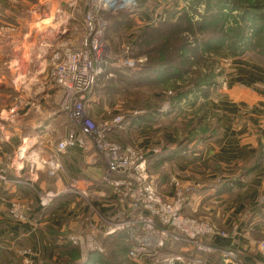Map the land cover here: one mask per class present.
I'll return each mask as SVG.
<instances>
[{
    "label": "crops",
    "instance_id": "1",
    "mask_svg": "<svg viewBox=\"0 0 264 264\" xmlns=\"http://www.w3.org/2000/svg\"><path fill=\"white\" fill-rule=\"evenodd\" d=\"M75 2L11 0L13 5H8V1L0 0V15L6 14L15 22L13 25L17 24L16 32L21 27L23 30L22 37L11 42L9 62L0 56V77H10H6L11 82L8 90L12 88L15 95H32L22 97L24 104L11 116L14 100L8 92L13 91L0 89V161L11 163L9 178H29L39 189L60 191L76 177L79 188L89 197V203H85L76 195L63 194L41 209L36 196L23 191L20 198L30 208L29 218L18 222L8 216L17 185L0 182V264H21L24 250L36 264H86L79 250L63 245L60 237L81 228L88 219L101 223V218L114 217L119 209L110 187L101 182L104 165L96 155L78 147L57 148L66 133L67 118L53 113L54 88L45 86L49 80L48 58L55 44L69 36L71 23L79 19L71 16ZM16 3L21 6L18 10L25 6L31 12L29 19L15 14ZM146 14L136 12L130 17L139 24L148 19ZM124 31L133 36L135 26L126 25ZM230 63L235 69L247 66L235 58ZM239 69L228 72L216 94L207 99L217 115L216 129L208 137L194 138L186 151H174L177 137L168 130L165 120L128 128L125 123V130L114 134L122 144L128 143L123 140L125 134L133 136L129 143L143 151L146 161L150 159L152 181L163 197L171 199L178 186L191 188V193H185L183 212L228 230V236L215 238V244L236 252L245 264H264L260 249L264 241V68L249 65ZM14 78H20L19 83L15 84ZM89 108L97 121L112 110L99 106L93 97ZM17 150L21 158L16 156ZM255 161L259 163L251 167ZM90 211L95 215L89 217ZM100 237H109L105 246L110 250L106 261L94 264H124L120 255L129 251L130 234L117 231ZM144 259L131 258L127 264H146ZM205 262L226 264L213 257Z\"/></svg>",
    "mask_w": 264,
    "mask_h": 264
},
{
    "label": "built area",
    "instance_id": "2",
    "mask_svg": "<svg viewBox=\"0 0 264 264\" xmlns=\"http://www.w3.org/2000/svg\"><path fill=\"white\" fill-rule=\"evenodd\" d=\"M135 7V0H84L80 26H73L69 36L59 40L49 54L48 78L54 88L53 113H62L67 118V130L57 148L62 151L78 147L96 155L104 165L101 182L111 188V195L119 208L114 217L101 218V223L88 219L84 226L67 234V241L78 248L82 258H86L91 252H103L99 236L127 231L131 258L156 260L163 264H204L202 256L213 257L220 252L226 263L245 264L236 252L215 244V238L228 235L217 232L206 221L183 214L185 193L190 187H180L176 189L174 199L164 200L155 190L147 173L146 159L139 150L109 136L121 127L120 117L98 127L90 114L88 95L96 80L107 74L111 60L104 37L106 20L102 14L123 9L132 11ZM0 29L13 31L16 26L13 23L6 26L0 21ZM23 104L22 97L14 98L10 115L14 116L16 108ZM21 154L17 150L18 158L22 157ZM10 168L11 163L0 161V182L17 185L8 209V216L14 221L25 222L29 218L30 208L20 198L23 191L34 194L41 209L63 194L76 195L89 203V197L79 188L76 177L67 181L60 191L44 190L37 188L29 178H9L7 171ZM94 215L95 212L90 211L89 217ZM175 245L192 253L179 252ZM260 249L264 256V241L260 242ZM20 256L21 264H36L28 250L21 251Z\"/></svg>",
    "mask_w": 264,
    "mask_h": 264
},
{
    "label": "rangeland",
    "instance_id": "3",
    "mask_svg": "<svg viewBox=\"0 0 264 264\" xmlns=\"http://www.w3.org/2000/svg\"><path fill=\"white\" fill-rule=\"evenodd\" d=\"M6 1H8V5H13L11 3V0H6ZM188 2H189V5L186 3L185 0H145V3L147 4L149 8L148 12H143V14L147 13L146 15H148V19H146L145 21H142L138 24V23H135L132 18L131 21L122 24L121 27H116L115 29L112 28L110 31L107 30V25H106L105 30H104V37L108 45V49L110 53L109 57L111 60L110 62H108L107 74L103 75L102 76L103 79L101 78L102 81L99 82L97 86L91 90V92L88 95V99L90 101V98L93 97V99L95 100V103H97L99 106H106L109 109L112 108V110L108 112L109 114L106 118L101 119L99 121L94 119L98 127H104L105 122L108 123L110 122L111 119L116 118V117H120L122 121L123 120L126 121V119H128V116L136 114L141 111L142 112L149 111V110H152V108L157 109V110H167L170 108L171 103H170V100L168 99V96L173 95L183 86L178 87L176 84L170 81L168 82L170 84L160 85V87L149 86V85H146L144 87L136 86L134 85L132 74H131V71L135 72V71L140 70L143 62L147 63L146 60L149 58L152 59L153 55H154V58L159 59L161 52H162L161 56L165 54V57H162V58L160 57L158 65H166V66H168L169 64L179 65L178 64L179 61H182L183 59L185 60L187 59V62L185 63V65L187 68H189L188 72H190V74H188L187 76L188 79L186 80L177 79L176 80L177 84L182 83V84L187 85V83H190V79L196 78L200 72L204 73L206 71L207 72L212 71L211 74L212 75L214 74V80L216 82H219V86L221 87L223 83L222 80L225 79L227 73L230 71L233 72V70H236L238 72L240 70L239 68L241 69L246 68L249 65L259 66L261 68H264V65L262 64L259 65V63L255 61H251L247 57H244V56H236V57L226 56L229 51H227V49L225 48L217 51V53L210 55L206 61H203L205 59H202L199 56L201 47L199 46L197 49V46L199 43H201V41H200V36H198L197 29H196L197 25L195 23V16L197 17V12H199L198 18L203 13L202 9L200 8L202 7L201 4L203 3V0H188ZM244 3L246 5L250 4L249 1L242 0V4ZM257 3L259 4L263 2L259 1ZM37 4L38 3H36L34 6H37ZM83 4H84V0H76V2L74 3V7L71 11V16L74 15L75 18L79 17V19H76V22L71 23L70 27H68V30L69 29L71 30L73 26L75 27L80 26V20H81L82 12H83ZM13 7L17 9V8H20L21 6L18 5V3H16L15 6ZM185 8H187L186 9L187 11L185 10ZM171 9H172V12H170ZM217 9H218V5H215L214 2H211V11L212 12L215 11L214 12L215 15H217L218 13ZM237 11H238V8H234L232 6L228 7L227 9H224L223 12L225 13H223V17L221 18L218 26L216 27L218 29L214 31L215 35L219 37L222 34H223V37L229 36L230 38L227 37L225 42L229 45L234 44L233 46L235 47L237 46L236 43L238 39L237 37H235L236 39L234 42L232 40L234 37H231L230 33H228L229 32L228 29L232 28L233 30H238L237 28L239 27V25L244 23V21L240 19L239 17L240 15L237 14L238 13ZM56 12H59V9ZM30 13L28 12V9L25 8V6H23V8L21 10H18L17 13L15 14L17 16H21L22 19H25V18L29 19ZM109 14L116 15V13H109ZM183 14L187 16V18L185 17L184 20L182 18ZM32 17L37 18L38 16H34L32 14ZM102 17H104V13L102 14ZM0 19L4 22L6 20L9 23H13V24L15 23L12 20H10L6 14H3V17H0ZM163 20L167 22V24L165 25V28H168V30H169V25H171L170 23H172L173 25H176L175 26L176 34H173L172 36L170 35L167 37L168 39L167 42L169 44L167 48H163L162 42L160 40L156 41L154 40L155 38L152 40V36L148 35L151 32L150 27L155 28L157 23ZM168 20H170L171 22H169ZM129 24L135 26V31H134L133 36H130L128 32L124 31V27ZM6 26H8V24H6ZM15 26H17V24ZM177 29H179L180 31L182 30L183 31L180 33L177 31ZM16 31L17 30L10 31L9 29H5V30L0 29V56L2 58H5L7 62H9V59L12 53L10 50L11 44H12L11 42L14 40H19L22 37L21 36V34L23 33L22 27L19 28L18 32ZM141 32H142L141 36L143 39L139 43L137 42V40L139 37L138 35H140L139 33ZM11 33H14V34H11ZM107 33H108V36H107ZM169 33H175V31H170ZM233 36H235V34H233ZM155 37L160 38L157 36ZM180 38H184L187 41V46L184 49L185 52L184 50L183 52H181L182 50L180 51L179 49H175V47L182 44V41L180 40ZM195 39L199 40L200 42H195L194 41ZM201 40H202V37H201ZM172 44L173 46L174 45L175 46L172 47ZM195 47H196V50H194ZM232 50L233 48L231 47L230 51ZM179 55L181 57H179ZM233 58H235L236 60L244 61L247 66L237 67V69H235L234 65L230 63V61ZM181 66L184 67V64ZM5 76L7 78H10L7 75ZM6 77L4 79L0 77V84H1L0 89H6V92L13 91L12 88L11 90H8V86L10 85L11 82L10 80L6 79ZM21 77L22 76H20V78ZM20 78L13 79L15 84L19 83ZM21 80H23V78ZM45 86L46 87L52 86V83L50 82V80H48V85L46 84ZM14 93H15L14 91L8 92V95H10L9 97L13 100L15 97H29V98L32 97V95L26 96V94L24 93L16 94V95ZM184 110L190 111L191 106H187ZM122 121H121V127L116 128L117 131L120 130L118 131L120 133H122L125 130L124 128L122 129V124H123ZM166 124H167L166 126L168 127V130L177 137V140L184 138L187 134L186 131L189 130V124L187 125V121L185 120V118H183V116L181 115H178V113L169 117L168 121H166ZM128 127L129 126H125V128H128ZM109 136L113 140H117L118 142L120 141L118 140L117 137H115L116 136L115 134L113 136L112 135H109ZM124 136L125 137L123 138V140L127 141L128 143H124L123 145L128 146L135 150H139L137 147L134 146V144L129 143L132 140L131 137L133 136L129 134H125ZM138 152L139 154L144 156V153L142 150H139ZM152 169L153 168L151 167L149 168L147 166V173L149 177H151V182L155 190L166 201L174 199V196L171 199H167L163 197L161 192L157 190V188L154 185V182L152 181L153 180L152 179L153 172L151 171ZM180 187L182 186H178V188ZM189 191H191V188H189L188 192ZM175 193H176V190L174 194ZM183 214L187 217L206 221L217 232L219 233L224 232V234L228 235V232H227L228 230L224 228L223 229L218 228L217 226H215L212 222L208 220H205L199 217L189 216L185 214L184 212ZM177 247L178 248H175L176 250L184 253V251L181 249L182 247L180 246H177ZM190 253L192 252L188 251L187 255H190ZM117 254L119 253H115V256ZM120 256L122 257L124 264H127L128 262L127 260L131 259V257H129L128 251L125 254L122 253ZM80 258H81V261L87 260V257L86 258L81 257V253H80ZM201 258L206 261L207 258L210 259L212 257L202 256ZM213 258L221 259L224 263L226 262L220 252L214 254ZM134 259H139V258L135 257ZM147 262L149 264H163L161 261L150 260V259H147ZM208 263L209 262H204V264H208ZM226 264H230V263H226Z\"/></svg>",
    "mask_w": 264,
    "mask_h": 264
},
{
    "label": "trees",
    "instance_id": "4",
    "mask_svg": "<svg viewBox=\"0 0 264 264\" xmlns=\"http://www.w3.org/2000/svg\"><path fill=\"white\" fill-rule=\"evenodd\" d=\"M186 3L189 5L188 0H185ZM250 4H242V0H203V3L201 4L202 7H200L203 11V13L198 18L195 16V23H196V29L198 36H200L201 43L198 44V47L200 46V54L199 56L202 59H205L203 61H206L210 55L217 53V51L222 49H227L229 51L226 56H244L247 57L251 61H255L259 63V65H264V0H247ZM263 2V3H257V2ZM136 7L134 10L129 9H123L120 10L115 14H109L104 13V18L106 20L107 30H111L112 28L115 29L116 27H121L122 24L127 23L131 21V15L133 13L138 12H148L149 8L147 4L145 3V0H135ZM210 2V3H209ZM211 2H214L215 5H218V13L217 15L214 14L215 11H211ZM234 7L238 8V13L240 16V19L244 21L243 24H240L237 28L238 30H233L232 28L228 29V33H230L231 37H234L232 40L235 42V37H237V43L236 47L233 46L234 44H227L225 42L226 38L229 36L223 37V34L219 37L215 35L214 31L217 30L216 28L223 17V10L227 9L228 7ZM199 8V9H200ZM187 8H185L186 10ZM198 9V8H197ZM234 10V9H233ZM187 11V10H186ZM197 11V10H196ZM172 12V9L170 10ZM187 13V12H186ZM170 15V13H169ZM112 17V18H111ZM187 18L183 14L182 18L183 20ZM189 19V18H188ZM171 22L170 20H168ZM167 22L160 21L157 23L155 28L150 27L151 32L148 34L149 36H152V40L161 41L163 48H167L169 46L167 42V37L172 36L173 34H176L175 26L172 23L169 25L168 28H165V25ZM159 25V26H158ZM170 31H175V33H169ZM178 32H182L179 29H177ZM138 35L137 42H141L143 39L141 33ZM235 34V36H233ZM108 36V33H107ZM160 37V38H156ZM202 37V40H201ZM230 38V37H229ZM171 40V39H170ZM182 41V44L175 47V49H179L181 52L186 48L187 41L184 38H180ZM172 41V40H171ZM195 42H200L199 40H194ZM156 44V43H155ZM250 45V46H249ZM175 46V45H174ZM172 44V47H174ZM233 48L232 51H230V48ZM242 47V49H241ZM156 49V48H155ZM240 49V50H239ZM196 50V47L194 48ZM185 52V50H184ZM137 53V51H136ZM135 53V54H136ZM162 52L160 54V57H165V54L163 56ZM159 57V59H160ZM179 57H181L179 55ZM158 58H149L147 59V63H144L141 65V69L138 71H131L132 79L134 82V85L136 86H157L160 87V85L170 84L168 83L173 82L178 87H181L177 92H175L173 95L168 96V99L170 100L171 106L167 110H157L152 108V110L145 111V112H138L136 114L128 116V119L126 121H122L123 124H127L128 126H134L139 125L142 122H163L168 121L169 117L173 116L174 114L178 113V115L183 116L185 120L187 121V125L189 124V130L186 131V136L182 139L177 140L176 146L174 151L175 152H183L186 151V146L189 142L193 141L194 138L197 137H208L210 135V131L212 132L214 129H216L214 123L217 120V115L215 113H212L210 107L207 105V99L211 96H214L219 89V82H216L214 80V74L212 75V71L199 73L196 78L190 79V83H187V85L179 83H176L177 79H188L187 76L190 74L188 72L189 68L186 67L185 63L187 62V59H183L182 61H179V65H158L159 62ZM184 64V67L181 66ZM125 74V73H124ZM123 74V75H124ZM103 77H99L94 86L93 89L97 86L99 82L102 81ZM189 82V81H188ZM185 86V87H184ZM94 95V94H93ZM161 95V94H160ZM166 98V96H165ZM187 106H191L190 111H185L184 109ZM190 116V117H189ZM184 133V132H183ZM88 153V152H87ZM261 160H264V154L263 158ZM150 159L147 160V166L150 168ZM259 163V161L253 162L251 167L256 166ZM46 190V189H45ZM51 190V189H47ZM191 193V191L187 192V194ZM56 201V199L54 200ZM53 201V202H54ZM52 202V203H53ZM99 240H102V246H103V252L97 253V252H91L87 256V262L86 264H94L98 262V260L106 261V253L108 254V251L110 249L109 246H105V244L108 242V238L106 237H98ZM61 241L63 240V245H71L67 241V234L60 237ZM75 247V246H74ZM168 246L165 245V248ZM78 249L77 247H75ZM174 248H177V245L174 246ZM146 264H149L147 262V259H144ZM107 264V262H105Z\"/></svg>",
    "mask_w": 264,
    "mask_h": 264
}]
</instances>
